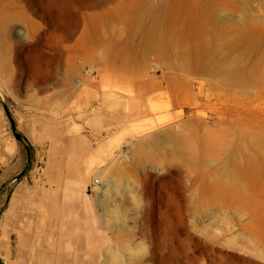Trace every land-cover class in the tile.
<instances>
[{"label":"rangeland","instance_id":"1","mask_svg":"<svg viewBox=\"0 0 264 264\" xmlns=\"http://www.w3.org/2000/svg\"><path fill=\"white\" fill-rule=\"evenodd\" d=\"M160 12L256 26L209 74ZM101 263L264 264V0H0V264Z\"/></svg>","mask_w":264,"mask_h":264},{"label":"bare ground","instance_id":"2","mask_svg":"<svg viewBox=\"0 0 264 264\" xmlns=\"http://www.w3.org/2000/svg\"><path fill=\"white\" fill-rule=\"evenodd\" d=\"M149 20L152 22L151 41L157 48L173 46L181 57L189 56L199 71L209 74L216 71L220 49L241 45L256 26L241 16L219 12H160L148 15L144 21Z\"/></svg>","mask_w":264,"mask_h":264},{"label":"water","instance_id":"3","mask_svg":"<svg viewBox=\"0 0 264 264\" xmlns=\"http://www.w3.org/2000/svg\"><path fill=\"white\" fill-rule=\"evenodd\" d=\"M16 137H17V138H20L21 136H20L18 133H16Z\"/></svg>","mask_w":264,"mask_h":264},{"label":"built area","instance_id":"4","mask_svg":"<svg viewBox=\"0 0 264 264\" xmlns=\"http://www.w3.org/2000/svg\"><path fill=\"white\" fill-rule=\"evenodd\" d=\"M94 181L97 183L98 182V179H95Z\"/></svg>","mask_w":264,"mask_h":264},{"label":"crops","instance_id":"5","mask_svg":"<svg viewBox=\"0 0 264 264\" xmlns=\"http://www.w3.org/2000/svg\"><path fill=\"white\" fill-rule=\"evenodd\" d=\"M62 233H63V232H60V231L58 232V234H62Z\"/></svg>","mask_w":264,"mask_h":264}]
</instances>
